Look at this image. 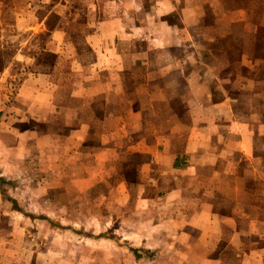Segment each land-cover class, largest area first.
Here are the masks:
<instances>
[{"label":"crops","instance_id":"crops-1","mask_svg":"<svg viewBox=\"0 0 264 264\" xmlns=\"http://www.w3.org/2000/svg\"><path fill=\"white\" fill-rule=\"evenodd\" d=\"M27 159L107 186L145 264H264V0H0V177Z\"/></svg>","mask_w":264,"mask_h":264},{"label":"rangeland","instance_id":"rangeland-1","mask_svg":"<svg viewBox=\"0 0 264 264\" xmlns=\"http://www.w3.org/2000/svg\"><path fill=\"white\" fill-rule=\"evenodd\" d=\"M8 80L7 104L23 75ZM34 166L27 159L16 176L0 177V264H145L141 243L129 240L144 227L120 223L107 186L67 185Z\"/></svg>","mask_w":264,"mask_h":264}]
</instances>
